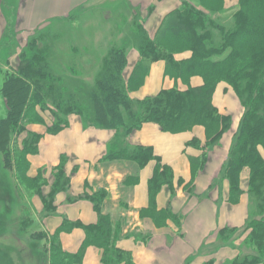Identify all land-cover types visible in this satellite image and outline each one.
Returning <instances> with one entry per match:
<instances>
[{"label":"trees","instance_id":"16d2710c","mask_svg":"<svg viewBox=\"0 0 264 264\" xmlns=\"http://www.w3.org/2000/svg\"><path fill=\"white\" fill-rule=\"evenodd\" d=\"M193 3L182 2L179 8L165 15L153 34H147L141 25L135 24L133 48L139 58L131 73L126 77L128 63L124 47L110 51L94 90L86 92L88 100L69 93L72 90L80 94L81 89L76 85H71L67 92L55 85L58 79L48 69L44 50L38 51L26 66L22 62L20 67L6 74L0 89L6 107V115L0 120V168L10 174L11 182L8 189L1 187L0 201L15 204L27 216L35 213L32 198L41 195L46 180L42 174L29 176L30 157L37 153L42 135L29 131L28 127L46 126L47 134H57L68 125V116L75 114L90 126L116 133L103 161L130 162L138 171L151 161L156 163L148 181L149 210L153 211L160 186L170 182L173 175L151 147L136 146L129 150L126 138L146 123H155L171 134L201 126L206 134L201 150H205V146L221 139L230 126V118L220 115L212 104L215 87L223 82L231 86L240 99L243 93L247 101L242 104L246 111L224 171L228 198L231 203L239 200L242 194L239 175L246 168L249 171L247 191L254 201L252 216L244 229L246 252L243 254L241 250L229 264H264V159L259 152L260 148L264 151V0H239L235 26L228 30L217 27L207 16V13L221 11L222 0H195ZM210 26L221 31L217 45L211 44L215 40L210 36ZM183 52H189V58L177 60L175 56ZM24 55L21 54V58ZM157 61L164 63L165 76L181 81L185 89H163L154 97L132 100L129 94L143 85L151 64ZM192 77L201 78L202 84L190 87ZM46 112L55 118L49 126L43 116ZM187 146L199 147V141L193 139ZM204 161V154L189 157L194 176L202 169ZM59 173L62 177V171ZM137 180L138 176L131 174L125 183L134 186ZM67 184L65 177L57 182L61 188ZM85 197L94 205L95 224L63 222L55 233L49 234L39 219L33 221L38 230H33L29 236L33 243L40 242L43 246L46 256L41 264H82L84 251L90 246L101 251L103 264H133L128 252L114 248L118 234L113 221L102 210L106 191L100 189ZM43 203L50 209L51 203L46 200ZM171 217L167 211H160L155 220ZM6 226L8 223L0 219L1 229ZM74 227L83 230L84 240L79 251L70 254L62 249L58 236L61 231ZM228 230L238 232L237 229L219 231L224 242L229 241L223 235Z\"/></svg>","mask_w":264,"mask_h":264},{"label":"crops","instance_id":"0c3cea01","mask_svg":"<svg viewBox=\"0 0 264 264\" xmlns=\"http://www.w3.org/2000/svg\"><path fill=\"white\" fill-rule=\"evenodd\" d=\"M103 1L21 0L16 8L13 28L26 34L48 21L69 20L76 10L92 5L97 7ZM180 2L124 0L129 10L136 12L147 34H153L163 17ZM230 2L237 0H225L226 8ZM1 17L0 6V20ZM1 25L5 24L0 21ZM4 33V27L0 28V39ZM189 56L190 53L183 52L175 58L185 60ZM137 61L135 49H128L126 77ZM188 84L198 87L202 79L192 77ZM171 88L184 90L185 85L165 76L164 63L157 61L151 64L143 85L132 92L130 98L142 100ZM213 103L221 114H231L237 118L236 121L240 117L239 104L231 102L230 93L222 85L217 87ZM115 134L112 130L90 126L73 114L68 116V125L60 132L42 135L37 153L30 158L29 176L42 174L46 180L41 195L34 196L32 204L47 233H55L63 222L95 224L97 214L94 205L85 196L102 189L107 193L103 213L111 218L118 234L114 248L128 252L133 264H205L208 261L229 264L241 250L244 254L242 246L247 235L244 229L252 216L254 201L247 191L246 173L240 177L242 194L239 200L236 203L229 201L228 183L222 177L224 159L230 147L229 132L223 134L221 140L224 139L225 143L222 142V146L206 153L205 164L196 176L189 157H198L202 152L187 146V143L197 140L201 149L206 142L203 127L171 134L162 131L155 123H146L126 138L129 150L136 146L151 147L154 155L173 175L170 182L160 186L153 211L149 210L148 181L156 163L151 161L138 171L130 162L103 161ZM59 171H62V177ZM131 174L138 176L134 186L125 183ZM64 177L68 184L61 188L57 182ZM43 199L51 203L50 209L45 208ZM160 211H167L172 219L155 220ZM222 229H237L238 238L219 245L217 234ZM58 237L62 249L74 254L83 243L84 232L80 227H74L70 231H61ZM101 255L99 249L87 247L82 264H103Z\"/></svg>","mask_w":264,"mask_h":264},{"label":"rangeland","instance_id":"374dc122","mask_svg":"<svg viewBox=\"0 0 264 264\" xmlns=\"http://www.w3.org/2000/svg\"><path fill=\"white\" fill-rule=\"evenodd\" d=\"M20 1L21 0H0L2 10L0 21L1 24H5L4 26H0L1 29L4 27L5 32L4 37L0 39V89L6 74L11 73L12 70H16L20 67L22 62L26 66V63H29L33 56L39 54L38 51L44 50L47 52L46 62L48 69L58 79L55 85L66 90V92L71 88V85H76L77 88L81 89L82 93L80 91V94H78L76 91L72 92V90H70L71 92L69 93H72L77 98H85L86 92L94 90L96 80L99 79L100 73L104 69V61L108 57L110 51L115 48L124 47L127 55L128 49H134L133 41L135 42V40L133 36H135L136 33L134 32L133 26L135 24L142 26L141 20L138 19L136 12H131L127 4L124 3V0H105L99 3L97 7L96 5H92L86 8L88 12L85 8L76 10L73 13V17L69 20L56 19L48 21L47 24L40 28L23 34V31L18 30V28H13L16 21V8L20 5ZM194 1L195 0H181L180 4L175 9L179 8L182 2L194 4ZM227 5L229 8H226L225 0H222L221 11L207 13L212 23H215L217 27L221 26L224 30L234 28L235 15L239 10V0L234 3L230 2ZM209 33H211L210 36L215 40L211 44L217 45L221 39V31L214 26H210ZM21 54L25 55L21 58ZM220 85L230 93L231 102L234 101L239 104L241 111L237 121V118H234L231 114H221L214 106L213 97L217 87ZM242 95L241 100L231 86L221 82L216 85L212 97V104L217 112L220 115L230 118V126L227 131H225L229 132L228 135L230 136L227 137L231 139L228 141L230 147L224 159L222 169L223 178L230 150L235 144L236 135L238 134L239 126L243 119L242 117L246 111L242 105L246 101V96L243 93ZM85 99L88 100L87 97ZM5 115L6 107L0 94V120L4 118ZM43 116L48 126L55 122V118L49 112L44 113ZM45 127L41 125H31L28 127V130L43 135L44 133L47 134ZM21 139L20 137L18 142H20ZM220 140L221 139L216 140L211 145L205 146V150L200 149V144L199 147L197 146L198 148L196 146L190 147L202 152L201 155H205L206 161V153L216 146H222V142L225 141L224 139ZM223 147H221V150H223ZM259 152L264 159V151L260 148ZM243 173L248 175L249 181V171L245 168L239 175V188L240 177ZM10 179V174L6 171H2L0 168V190L3 189L1 187H6V189H8V184L10 186L11 182ZM8 191H10V187ZM23 215H25L24 210L17 209L15 204L13 205L8 202V205H6V202L4 204V202L0 201V219L8 223V226L2 229L0 227V264H41L45 259L46 255L43 252L42 244L40 242L33 243L29 236L33 230H38L36 229L35 223L33 224V221L37 222L38 219L36 212L28 216ZM39 220L41 221V219ZM217 235L219 245H224V241L219 237V232ZM223 235L229 240L227 242H232L238 238L239 233L236 232L234 234L228 230L223 233ZM242 249L245 253L246 250L243 246Z\"/></svg>","mask_w":264,"mask_h":264}]
</instances>
